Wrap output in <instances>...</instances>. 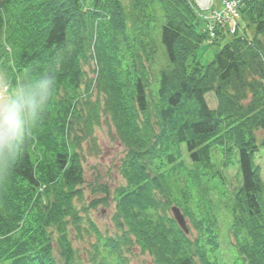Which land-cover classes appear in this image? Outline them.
Segmentation results:
<instances>
[{
	"label": "trees",
	"instance_id": "trees-1",
	"mask_svg": "<svg viewBox=\"0 0 264 264\" xmlns=\"http://www.w3.org/2000/svg\"><path fill=\"white\" fill-rule=\"evenodd\" d=\"M239 1L253 35L224 32L204 17L217 33L212 45L231 38L204 65L199 55L209 36L199 30L194 0H0L6 92L42 72L56 80L15 163L0 153V264H59L55 250L73 264L69 231L80 235L81 212L110 199L100 186L103 198L82 209L74 203L85 183L83 143L94 140L102 116L127 148L115 204L126 229L97 234L93 264H129L133 242L155 264H264V180L256 163L264 150V0ZM93 60L91 79L84 68ZM92 87L94 101L84 96ZM233 169L238 185L230 191ZM170 203L194 236L169 214ZM220 219L229 224L231 263L220 258Z\"/></svg>",
	"mask_w": 264,
	"mask_h": 264
},
{
	"label": "rangeland",
	"instance_id": "rangeland-1",
	"mask_svg": "<svg viewBox=\"0 0 264 264\" xmlns=\"http://www.w3.org/2000/svg\"><path fill=\"white\" fill-rule=\"evenodd\" d=\"M233 3H235V5H233ZM228 5H232V7L234 6L233 10H231ZM240 7L242 8L241 2L239 0H213L212 6L209 10H201L197 7L200 13L199 30H206L209 36L208 40H206L204 43L199 55V60L202 64L205 65L210 63L214 59L215 54L227 41L231 39L228 37L227 39L219 40L217 44L212 45L214 43L213 41L217 38V33L214 31L215 28L209 27L207 23L208 20L206 21L205 18H209L212 21L215 20V17L219 19V29L223 30L224 32L229 31L230 33H234L238 27L240 34H244L245 36L253 35L254 28L247 26L248 20L243 15H241ZM150 68L149 71L151 70ZM84 69L86 72H88L89 78L94 79L96 77L97 74L95 75V73L97 68L95 60L91 62V68L86 66ZM158 69V67L152 68V73L156 75V71H158ZM151 80L154 81L153 75ZM151 87L153 90L157 89L158 82H152ZM5 94H7L6 86L2 80V73L0 72V97L2 98ZM84 96L87 98H90L91 96V100L94 101L98 96V92L92 87L89 90V95L85 93ZM206 98L209 106L214 109L217 105L215 96L213 94H208ZM77 128L80 127L75 124L72 134L73 138L76 136L75 132H77L78 135L80 133V129ZM90 138L94 140L85 141L81 151L83 155L82 162L85 175V183L82 186L83 194L81 201L77 200V198L74 203L77 208L82 209L83 206L89 207L93 200L103 198L107 193L105 194V191L102 188L99 190L98 188L100 186H107V190L110 191V199L106 198L104 202L95 204L94 207H90L87 211L81 212V215L84 218V224L82 226L80 235L73 234L69 231V235L72 239L71 246L73 248V264H93L92 256L96 250L92 244L96 245V236L98 233L102 236L117 237L123 235L124 231H122V229H126L124 228L126 226L122 227V225H119L118 221H116L115 216L117 215L115 204L117 197L116 189L119 186H125L126 183L125 179L122 177L120 168L123 158L127 153V148H125L120 140H118L114 125L103 116L101 117L99 125H96L94 128ZM256 163L260 166L262 178L264 180V150L258 153L256 157ZM227 176L232 183H230V191H232L234 187L238 185L236 169L228 171ZM175 194L176 193H173L174 196ZM158 196H160L159 193ZM173 206L179 207L174 203H170V206L168 207L169 214H172L171 209ZM186 219L189 231L191 230L194 236L195 231L192 229L189 219ZM88 221H91L94 224L96 230L90 226ZM219 226H221L220 230L222 232L220 258L224 259L228 263H231L234 252L229 247L228 243H226V231L229 224L220 219ZM229 237L231 240L232 237ZM123 239L125 240V243H127L126 245L131 242L127 240L128 238ZM131 240L133 241L132 238ZM53 256L57 263H65L59 251L55 250L53 252ZM125 257L128 259L129 264H155L153 262L152 256H150L148 253H143L139 247L134 244V242L133 245L130 246L129 251L125 252Z\"/></svg>",
	"mask_w": 264,
	"mask_h": 264
},
{
	"label": "clouds",
	"instance_id": "clouds-1",
	"mask_svg": "<svg viewBox=\"0 0 264 264\" xmlns=\"http://www.w3.org/2000/svg\"><path fill=\"white\" fill-rule=\"evenodd\" d=\"M51 71L29 76L0 98V153L12 166L39 126L55 90Z\"/></svg>",
	"mask_w": 264,
	"mask_h": 264
},
{
	"label": "water",
	"instance_id": "water-1",
	"mask_svg": "<svg viewBox=\"0 0 264 264\" xmlns=\"http://www.w3.org/2000/svg\"><path fill=\"white\" fill-rule=\"evenodd\" d=\"M197 7L201 10H209L212 6L213 0H195ZM172 214L179 227L186 233L189 234V227L185 215L182 213L181 209L177 206H173Z\"/></svg>",
	"mask_w": 264,
	"mask_h": 264
},
{
	"label": "built area",
	"instance_id": "built-area-1",
	"mask_svg": "<svg viewBox=\"0 0 264 264\" xmlns=\"http://www.w3.org/2000/svg\"><path fill=\"white\" fill-rule=\"evenodd\" d=\"M233 5H235V3H233ZM228 7L231 9V10H233V8H234V6L232 7V5H228ZM219 18V17H218ZM215 22H217V23H219V19H217L216 17H215V20H214Z\"/></svg>",
	"mask_w": 264,
	"mask_h": 264
}]
</instances>
